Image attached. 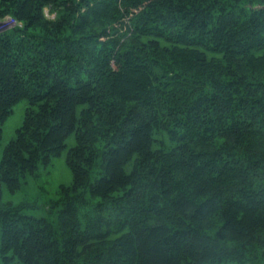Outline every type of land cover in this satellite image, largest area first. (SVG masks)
I'll use <instances>...</instances> for the list:
<instances>
[{
  "label": "trees",
  "instance_id": "obj_1",
  "mask_svg": "<svg viewBox=\"0 0 264 264\" xmlns=\"http://www.w3.org/2000/svg\"><path fill=\"white\" fill-rule=\"evenodd\" d=\"M3 19L0 142L27 107L0 264H264V0H0ZM72 135L41 216L1 201Z\"/></svg>",
  "mask_w": 264,
  "mask_h": 264
},
{
  "label": "rangeland",
  "instance_id": "obj_2",
  "mask_svg": "<svg viewBox=\"0 0 264 264\" xmlns=\"http://www.w3.org/2000/svg\"><path fill=\"white\" fill-rule=\"evenodd\" d=\"M49 15V14H48ZM50 16V15H49ZM8 19L0 20V31L2 28L13 26L8 25ZM27 102H20L15 106L13 114L3 124V140L0 142V161L4 147L16 136V130L22 125ZM75 145V137L72 135L67 141V148L62 155L55 158L48 169H42L37 178H29L28 183L19 191L11 192L5 184L1 186V201L11 202L15 205L20 203L28 204L25 212L27 214L41 216L42 210L30 207V204H43L46 200L56 197L57 189L61 185H70L72 183V172L67 165V153Z\"/></svg>",
  "mask_w": 264,
  "mask_h": 264
},
{
  "label": "built area",
  "instance_id": "obj_3",
  "mask_svg": "<svg viewBox=\"0 0 264 264\" xmlns=\"http://www.w3.org/2000/svg\"><path fill=\"white\" fill-rule=\"evenodd\" d=\"M15 23H16V22H14L13 20L8 19V24H9V25H11V24L14 25Z\"/></svg>",
  "mask_w": 264,
  "mask_h": 264
}]
</instances>
